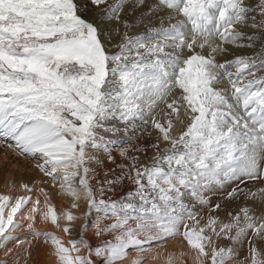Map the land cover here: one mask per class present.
<instances>
[{
	"label": "snow or ice",
	"instance_id": "obj_1",
	"mask_svg": "<svg viewBox=\"0 0 264 264\" xmlns=\"http://www.w3.org/2000/svg\"><path fill=\"white\" fill-rule=\"evenodd\" d=\"M0 147V264H264V0H0Z\"/></svg>",
	"mask_w": 264,
	"mask_h": 264
},
{
	"label": "rangeland",
	"instance_id": "obj_2",
	"mask_svg": "<svg viewBox=\"0 0 264 264\" xmlns=\"http://www.w3.org/2000/svg\"><path fill=\"white\" fill-rule=\"evenodd\" d=\"M6 153H7V155H6ZM12 159H13V154L7 148L0 147V192H5L7 190L6 181H11L13 179L19 180L21 178V175H20L21 173L24 174L23 178L26 180H28V179H43L41 174L36 172L35 169L30 166L32 164V162L29 160H24V159L17 160L15 162L9 164L7 167V170H6L5 169L6 161H12ZM105 167H111V165H106ZM16 169H19V172H16L15 171ZM6 171H11L10 176L7 177L8 179H5L6 178L5 176L1 177V174L5 173ZM98 171H100V175L97 178L99 180H103L105 177L104 171L99 170V169H98ZM48 185L49 186L51 185V181L48 182ZM49 190L51 191L50 187H49ZM53 203H55L58 207H60L62 205L63 206L67 205V201L64 198L55 196V194H54ZM45 230H51V229L47 228ZM153 247H154V249H158L159 251H161L165 255H168V253H172L175 250H180V251L184 250V252L187 251L185 243L180 238L171 239L162 247L155 245V244L153 245ZM181 248H182V250H181ZM46 252H47V249H44V248H41L39 250L38 254L34 252V261L32 262V264H36L37 263V257L42 258ZM134 254H136V253L135 252L130 253L129 260L132 259L131 257ZM125 262H127V261H125Z\"/></svg>",
	"mask_w": 264,
	"mask_h": 264
},
{
	"label": "bare ground",
	"instance_id": "obj_3",
	"mask_svg": "<svg viewBox=\"0 0 264 264\" xmlns=\"http://www.w3.org/2000/svg\"><path fill=\"white\" fill-rule=\"evenodd\" d=\"M10 172L11 171H6L5 173H2L1 177L5 176L6 177L5 179H8L7 177L10 176ZM80 223H83V221L81 220ZM39 227L41 229H43V230H45L47 228L48 229L50 228L51 230H53V228H52V226L50 224H42V225H39ZM181 250H182V248H181ZM181 252H184V250L183 251L175 250L172 253H175L177 256H179ZM157 253L160 254L158 256L157 260L153 261L151 259H148V260H145L144 264H165V260H166L167 255L163 254L158 249H155V251L152 253V255H156ZM136 255L137 254H134L131 258H134ZM145 255H147V254H145ZM184 259L186 261V264H192V261H191L190 257H184ZM36 264H53V259L46 252L42 258H38L37 257V263ZM124 264H128V262H124ZM177 264H179V260H177Z\"/></svg>",
	"mask_w": 264,
	"mask_h": 264
}]
</instances>
